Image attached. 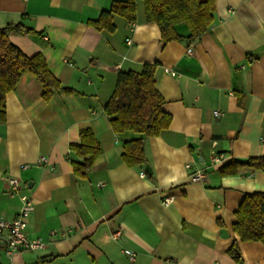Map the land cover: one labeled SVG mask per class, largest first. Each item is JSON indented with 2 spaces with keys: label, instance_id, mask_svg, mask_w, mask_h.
<instances>
[{
  "label": "crops",
  "instance_id": "0c3cea01",
  "mask_svg": "<svg viewBox=\"0 0 264 264\" xmlns=\"http://www.w3.org/2000/svg\"><path fill=\"white\" fill-rule=\"evenodd\" d=\"M113 1L0 0L1 28L32 31L12 33V43L28 57L43 55L72 90L47 102L28 73L7 95L0 217L15 220L22 206L11 192L15 178L35 204L26 233L43 247L9 254L0 243V264H239L229 253L235 242L243 264H264L261 242H242L234 231L245 196L264 193V170L244 165L222 174L264 156V0H216L208 33L192 39L180 24V39L169 43L147 22L143 1L134 24L114 16V32L92 27ZM146 65H156V89L172 123L147 137L145 165L131 168L123 144L139 135L115 133L105 106L119 74ZM84 129L94 132L102 153L81 179L70 145ZM214 155L222 156L219 163ZM41 157L48 162L39 165ZM198 169L207 171L204 184L190 179Z\"/></svg>",
  "mask_w": 264,
  "mask_h": 264
},
{
  "label": "trees",
  "instance_id": "16d2710c",
  "mask_svg": "<svg viewBox=\"0 0 264 264\" xmlns=\"http://www.w3.org/2000/svg\"><path fill=\"white\" fill-rule=\"evenodd\" d=\"M138 1L145 3L146 20L160 28L162 41H177L180 36L175 27L186 24L191 38L199 39L211 29L215 21L216 0H114L100 17L90 25L98 31L114 32V16L123 17L134 24L138 16ZM31 29L21 24L0 27V125L7 122L6 99L15 91L26 74H33L42 84L43 100L49 102L54 93L64 90L60 81L50 72L48 62L41 54L28 57L10 40L12 33L29 34ZM156 65H146L141 73L122 72L116 89L105 112L113 131L117 134L133 132L137 138L123 144L122 160L131 168L146 163V139L159 136L172 123V116L164 111L165 100L156 89ZM80 140L70 145L75 175L86 179L101 155V144L91 129L80 132ZM249 165L264 170V156L236 162L222 169V174L236 173L238 168ZM234 231L242 242H261L264 246V193L247 194L236 212ZM233 259L243 264L237 242L229 250Z\"/></svg>",
  "mask_w": 264,
  "mask_h": 264
},
{
  "label": "built area",
  "instance_id": "2783aa9c",
  "mask_svg": "<svg viewBox=\"0 0 264 264\" xmlns=\"http://www.w3.org/2000/svg\"><path fill=\"white\" fill-rule=\"evenodd\" d=\"M189 53H192V49H189ZM215 115L218 116L219 112H215ZM222 159L221 155H214L212 163H219ZM48 162L46 157L39 158V165ZM29 165L22 166V169L28 168ZM187 168H190V164L186 165ZM207 171L198 169L193 171L190 174V179L192 183H205L207 180ZM11 192L20 194L22 201V206L20 211L15 218V220H7L3 217H0V243H5L7 245V251L9 254H13L19 249L25 250H36L43 247L41 240L39 239H30L26 233L28 227V219L31 214L34 212L35 204L32 196L22 192L20 184L17 179H9ZM171 199H167L166 206L169 205ZM122 233L116 232L114 238H119ZM125 253L131 258H135V254L129 250H126Z\"/></svg>",
  "mask_w": 264,
  "mask_h": 264
},
{
  "label": "water",
  "instance_id": "95a60500",
  "mask_svg": "<svg viewBox=\"0 0 264 264\" xmlns=\"http://www.w3.org/2000/svg\"><path fill=\"white\" fill-rule=\"evenodd\" d=\"M146 170L149 174H152V169L148 164L146 165Z\"/></svg>",
  "mask_w": 264,
  "mask_h": 264
}]
</instances>
